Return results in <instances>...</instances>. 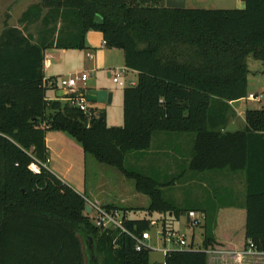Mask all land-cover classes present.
I'll use <instances>...</instances> for the list:
<instances>
[{"label": "trees", "instance_id": "1", "mask_svg": "<svg viewBox=\"0 0 264 264\" xmlns=\"http://www.w3.org/2000/svg\"><path fill=\"white\" fill-rule=\"evenodd\" d=\"M243 2V9H169L164 0H41L19 20L24 29L40 24L36 41L24 29L1 31L0 264H149V249L137 251L119 230L97 228L85 198L48 170L50 131L133 180L150 200L146 211L164 216L162 232L174 230L182 211L163 197L164 184L124 160L149 150L156 133L193 135L190 171L245 172L246 246L264 252V109L246 110L242 130L225 129L230 103L248 97V59L264 62V0ZM89 31L123 51L125 67L137 73L135 86L123 89L120 127H108L104 113L46 98V51L84 50ZM104 208L123 212L135 237L152 225L129 219L131 209ZM202 224L201 247L191 241L163 264H207L206 251L216 248L212 218Z\"/></svg>", "mask_w": 264, "mask_h": 264}, {"label": "crops", "instance_id": "2", "mask_svg": "<svg viewBox=\"0 0 264 264\" xmlns=\"http://www.w3.org/2000/svg\"><path fill=\"white\" fill-rule=\"evenodd\" d=\"M212 1H216V3L229 2L233 4L226 5L227 7H221L222 9H243L245 5L243 0ZM40 2L41 0H35V3L33 4H39ZM189 2L192 3V6H205L191 8H209L206 7L207 5H200L198 0H186V7ZM103 42V37L100 32L89 31L85 35L84 50H55L58 52L57 56L54 55L55 53L50 54L48 52L49 50L46 51L45 59H47L48 65L45 67L52 66L49 60H74V55L71 54L72 52H85V58L81 59L79 64V66H81L79 71H65L62 73L58 71L59 67L57 65H59V63H57L54 64L51 73L46 74V69L44 67V84L47 88L46 98L49 101H60L62 104H70L68 99L71 96L81 97L85 88L105 89L112 94L111 103L106 105L95 104L97 105L96 109L104 112L105 122L108 127H120L121 124L123 125V91L119 92L114 89L111 85L113 82H106L105 76L111 79V76L116 69L125 67L124 54L121 50L103 47ZM86 69L91 73H96L97 77L90 82L88 81V78L85 82L78 81L77 87L73 93L64 96L63 98L56 97V93L59 90H64L59 86L58 82L60 79L72 74H86ZM124 79L126 82L133 81L136 84L137 73L128 70ZM250 94L252 93H248V95ZM243 100L230 103L234 112L230 121L237 120L245 126L244 112L246 110L244 111L241 106L235 108V105ZM121 101L122 105L120 103ZM115 102L118 107L116 112L117 123L108 124L110 110H107L105 107L110 106ZM120 108H122V120L118 116V110H120ZM88 109H91V107L88 106ZM167 137L166 134H163L162 136H153L152 140L154 141L155 139L157 142L161 143L166 141ZM45 144L48 150V163L46 166L50 172L73 188L78 194L83 196L86 201L97 203L102 207H120L117 203H111L108 201V198L111 197L110 193H107V189H111V186L108 183L104 181L93 184L88 182L87 165L88 160H90L89 157L92 155L86 154L79 143L65 133L50 131L46 133ZM200 175H202L201 178L192 177L187 183V190L190 194L189 196L192 201L197 202L198 206L195 207L196 209H190L189 211L194 210L195 212H199L197 217L201 218L202 223H204V218H212L213 238L216 242V249L221 252L217 255L208 256L207 264H264V252L255 254L253 251L249 250V246H246L247 181L245 172L223 170L208 171L201 173ZM226 194H229L227 198L228 200L221 201L226 198ZM145 199L146 198H140L141 202L143 204L146 203L148 206L150 200L149 198L148 200Z\"/></svg>", "mask_w": 264, "mask_h": 264}, {"label": "rangeland", "instance_id": "3", "mask_svg": "<svg viewBox=\"0 0 264 264\" xmlns=\"http://www.w3.org/2000/svg\"><path fill=\"white\" fill-rule=\"evenodd\" d=\"M200 5H207V9H222L221 7H227L226 5H233L229 2H217L212 0H198ZM35 0H0V33L6 27L15 26L20 29H24V26L19 24L21 15L26 11L30 5H33ZM205 3V4H202ZM191 7H205V6H192L189 2L187 8ZM234 7V6H231ZM24 11V12H23ZM40 30V24L36 23L24 29L26 34L33 36L34 40H37V36ZM50 54L58 52L55 50H49ZM57 52V53H56ZM74 60L58 59L49 60L52 64L50 67H45V73H51L54 64L59 67L60 72L67 71H79L81 59L85 58V52H72ZM58 58V57H57ZM249 76H248V93L257 95L260 101L243 100L235 105V108L241 106L245 110H259L264 109V62L255 61L251 58L248 59ZM123 68V67H122ZM88 76V81H92L97 77L96 73H91L87 69L85 70ZM75 77L74 74H72ZM124 81L125 79L122 78ZM106 82L111 83V79L105 76ZM114 89L122 92L125 87H120L117 84L111 83ZM123 100V99H122ZM122 105V101L120 102ZM89 107L98 116L99 113H104L97 108L95 104H88ZM110 110V118L108 124L117 123V103H113L110 106L105 107ZM118 116L122 120V108L118 110ZM242 122V121H241ZM122 126V124H121ZM119 127V126H110ZM244 126L242 123L230 121L226 126V131L242 130ZM164 133H156L154 136H162ZM168 137L164 142H157L152 140V146L149 150L143 152H130L126 155L124 160L125 168L129 170L138 171L148 177L153 178L162 186L161 190L163 197L172 203L175 207L179 208L182 212L178 221L171 223L170 227L180 234H184L187 243L193 241L195 248H200L202 243V220H200V226H190L187 224L186 216L190 209H196L197 202L192 201L190 194L187 190V183L190 178H201L202 175L193 173L188 168V162L192 152L193 135L189 134H166ZM87 165V178L90 183H100L102 181L108 183L111 189H107V193H110L111 197L108 198L111 203H117L122 208L131 209L127 213L129 219H149L154 224L151 225L148 233L150 240L146 242V245L151 249L149 252V264H163L164 254L163 249H177V246L172 243H168L161 235L163 228L164 216L158 213L149 214L146 210V203H142L140 198L148 197L138 193L135 190V183L133 180L125 178L116 168L98 163L93 156L89 157ZM208 193V191H207ZM229 195V194H228ZM228 195L221 201L228 200ZM199 214V212H196ZM95 214L90 215L93 220ZM198 216V215H197ZM184 249H187L185 247ZM210 256V255H209ZM213 256V255H212ZM98 261V260H97ZM99 264V261L98 263Z\"/></svg>", "mask_w": 264, "mask_h": 264}, {"label": "built area", "instance_id": "4", "mask_svg": "<svg viewBox=\"0 0 264 264\" xmlns=\"http://www.w3.org/2000/svg\"><path fill=\"white\" fill-rule=\"evenodd\" d=\"M103 47H105V42H103ZM47 59H45L44 61V67L47 66ZM128 69L126 67L120 68V69H116L112 76H111V80L114 84H117L120 87H127V86H135V82H126L124 81L122 78H124V76L126 75ZM75 77H73V75H68L65 78H62L59 80V86L62 87L64 90L68 91V95H70L71 93L74 92V90L77 87V83L78 81L80 82H85L88 78V76L86 74H74ZM249 101H260L259 97L257 95H248V97L246 98ZM70 105L78 108L81 112H83L84 114H88V103H86V101L84 100V98L82 97H74L71 96L68 99ZM90 116V115H89ZM35 166V165H32ZM31 166V170L33 172H38V168L37 170H34ZM86 205H88L91 208V212L89 214H87L89 217L92 213L95 214L94 218H93V223L94 225L99 228L101 231H106V230H119L122 233H125L127 235H130L133 239H135L136 241V246L135 249L137 251H140L142 249H149L151 250L147 245L146 242L150 240V235L148 233V231L143 232L139 237H135L134 235H132L125 227V218H124V214L123 212L116 210V209H111V210H107L104 207L100 206L97 203L94 202H90V201H86ZM201 218L197 217V213L196 212H188L187 213V224L190 226H198L200 224V220ZM154 223L152 222V225ZM161 235L164 237V240L168 243H172L175 244L177 246V249H184L185 247H187L188 243L186 241V237L184 234H180L179 232L175 231V230H166L165 232L161 231ZM174 249V250H177ZM249 250L253 251V253H263V252H257L255 250V248L253 247L252 244L249 245ZM172 251V249H163L162 253L164 254V256L168 253ZM221 253L219 250L215 249H209L206 251V254L209 256L212 255H217Z\"/></svg>", "mask_w": 264, "mask_h": 264}, {"label": "water", "instance_id": "5", "mask_svg": "<svg viewBox=\"0 0 264 264\" xmlns=\"http://www.w3.org/2000/svg\"><path fill=\"white\" fill-rule=\"evenodd\" d=\"M165 7L169 9H185L186 8V0H164ZM68 95V91L59 90L56 93L57 98H63ZM82 98L88 104H99L106 105L111 103L112 94L109 93L105 89H93V88H85L81 95ZM101 118H99L100 120ZM91 212V208L88 205H85V214H89ZM188 221V220H187Z\"/></svg>", "mask_w": 264, "mask_h": 264}, {"label": "bare ground", "instance_id": "6", "mask_svg": "<svg viewBox=\"0 0 264 264\" xmlns=\"http://www.w3.org/2000/svg\"><path fill=\"white\" fill-rule=\"evenodd\" d=\"M32 168H33L34 170H37V168H36L35 166H32Z\"/></svg>", "mask_w": 264, "mask_h": 264}]
</instances>
